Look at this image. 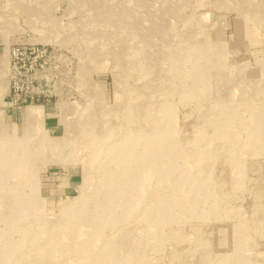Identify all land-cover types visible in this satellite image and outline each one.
<instances>
[{"label":"rangeland","instance_id":"rangeland-1","mask_svg":"<svg viewBox=\"0 0 264 264\" xmlns=\"http://www.w3.org/2000/svg\"><path fill=\"white\" fill-rule=\"evenodd\" d=\"M16 1L19 2L17 5H23V8L13 7L11 0H0V136H3L0 152H4V155L8 152L13 156L16 151L10 149L11 146L25 145V140L33 147L31 155L34 149L38 148V151L36 156H30L31 162H16V165L6 171L11 172L19 168L17 174L29 178L25 187L8 196L13 180L4 181L5 189L4 182L0 184V250L3 247L1 245L5 243L6 246L9 242V247L13 246L15 250L21 246L27 249L30 252L29 257L44 250L46 233L44 232L43 236L34 234L38 228L46 226H39L42 223L40 220L45 218L48 222H53L59 205L66 199L79 195V186L83 183V175L88 171L89 163L98 161L107 165L105 162L108 160L103 156L106 151H113L114 147L108 148L109 141L115 139V145L118 147V138L130 133V139L136 142L138 147L131 154L134 163L137 157L142 160L141 151L147 137H154L157 141L166 139L164 151L170 144H174V139L178 137L177 162L181 165L180 168L186 169L185 174H191V183L194 185L189 187L186 183L185 187L184 200L189 215L184 216L178 201H175L172 217L167 215V218H154L152 229L159 232L161 245L158 250L152 249L154 239L147 242L146 233L142 230L145 217L141 215V210L146 211L147 206L144 205L148 204L145 199L148 190L153 191L157 187L162 190L164 183L160 180L161 175L157 173L160 157H151L147 165H142L137 179L140 190L135 195L138 206H130L124 213L120 211L118 223L113 225V228L103 227L105 236L120 232L116 235V242L122 246L119 249L122 254L119 259H113L109 264H123L122 258L128 257H131V260L133 258L129 264H200L205 252L213 251L219 257L225 251L234 249L236 236L233 226L241 222L249 223L245 236L248 240V254L244 258L248 261L244 263L264 264V212L262 210L258 213L256 210V205L264 206V154H244L242 173H245V176L241 177L235 189L230 137L226 134L216 136L212 122L204 125L197 110L198 101L188 100L185 96L187 91H193L196 97H202L212 111L210 105L213 100L219 101L216 98L222 95L228 107L235 104L239 107L246 97L244 92H248L245 90L247 84L264 90V15L254 12L253 0ZM95 1L99 5H96ZM116 2L117 5H113ZM244 14L249 15L246 17ZM157 17L162 18L160 24L163 30L151 33V20ZM109 18L112 19L109 21ZM189 18L191 21H187ZM194 23H197V29ZM47 33L54 39L42 40L41 36ZM202 38L215 48L218 45L222 48L219 52L221 65L211 70L214 75H204L212 82L219 74L218 86H211L208 91L201 84L189 88L183 86L171 93L170 84L166 83L167 74L164 68L168 67L170 58H175L174 64L179 76L186 74L191 70V66L197 64L193 42L198 43ZM33 44L44 46L49 52L43 68L33 74L36 78L34 90L39 100L15 105L9 93V50L15 46ZM187 54H190L188 58L183 57ZM157 59L162 70L151 76V69L149 70L146 64L151 65ZM142 72H147L145 78ZM126 83L137 87L146 86V89L152 85L146 98L136 102L148 106L150 112L145 114L139 111L141 117L145 115V118H148L137 126L136 131L131 120L129 102L133 101L134 97L133 93L129 92L128 96L125 93ZM225 86L230 87L232 94H228ZM258 98L260 99L257 105L264 106V97L260 95ZM27 106L38 107V113L33 118L29 119L30 116L25 115ZM167 106L172 110L175 134L169 133L166 137L165 130L170 124H164L158 115ZM252 116L253 114L244 110L233 132L241 136L247 132L243 123L245 118ZM95 123L100 124L101 128H98L97 132L95 130L93 136H88L89 131H82L88 124ZM199 125H204V129L197 140L196 128ZM223 131L225 130L220 132ZM70 136L74 137V141L77 140L72 148L65 144ZM194 136V141L199 144L197 146L193 145ZM209 137L215 141L204 149V140ZM48 140L53 141V144L50 145ZM39 145L42 147L39 148ZM236 148L237 146L234 149ZM199 151H202V155L198 160ZM161 156L164 158L165 155ZM57 159L61 161H56ZM197 160L200 163L198 166ZM3 165L4 168L0 166V176L7 164ZM26 167L30 170H26ZM133 168L135 170L137 166ZM92 170L91 172H94ZM96 179L94 173L90 185L96 183ZM90 185L88 184L86 191L90 190ZM15 187L17 188V185ZM207 193H212L222 201V205H219L221 215H213L219 210H215V202L205 199L204 194ZM223 195H226V198ZM9 197L14 198L13 206L7 203ZM152 198L155 200L158 197ZM150 205L151 203L148 207ZM115 208L116 211L111 209L109 217L113 216V211L117 213L120 206ZM153 211L151 208V214ZM13 213L17 219L9 223L8 218ZM180 216L183 217L182 220ZM49 229L51 228H45L46 231ZM9 232L12 236L8 235ZM125 234L127 243L134 244L136 248L131 244L129 249L123 247L126 240L119 237ZM103 236H98L93 243H100L99 240ZM199 239L208 243L207 246L205 243H198ZM81 243H78L80 247ZM59 246L56 245L53 247L54 251H49L48 262L42 264H86L88 256L92 253L88 249L83 251L80 248L75 253H69ZM235 254L232 261L235 260ZM24 260L28 262L29 258ZM223 264L229 263L225 261Z\"/></svg>","mask_w":264,"mask_h":264},{"label":"bare ground","instance_id":"bare-ground-1","mask_svg":"<svg viewBox=\"0 0 264 264\" xmlns=\"http://www.w3.org/2000/svg\"><path fill=\"white\" fill-rule=\"evenodd\" d=\"M182 1L184 2L185 0H182ZM218 2H219V0H218ZM238 2H240V1H238ZM262 2H263V0H253V4L251 3L253 5V7H255L253 10L256 14L264 15V6H263L264 3H262ZM165 3H166V1H165ZM17 4H19L18 1L11 0V5H13V7L15 6L16 8H18V7L23 8V5H22V7H20ZM72 4L73 3H71V5ZM95 4L99 5V3L97 1H95ZM113 5H117V2L113 3ZM215 5H217V4H215ZM231 6H232V4H231ZM137 8H139V5H137ZM27 11L29 12V10H27ZM33 12L34 11H32V13ZM29 13H31V12H29ZM47 14H45V15L47 16ZM249 14H247V16ZM250 16H252V15L250 14ZM111 19L109 18L108 20L110 21ZM161 20H162V18H159V17L153 18L151 20L152 25L149 27L151 33H155V32L159 33L160 30L161 31L163 30L162 24H160ZM187 21H191V18L187 19ZM39 23H40V21H39ZM196 24L197 23H194V27L197 26ZM116 25L117 24H115V26ZM191 28H192V26H191ZM51 29H54V28L51 27ZM41 39L45 40V41H51L54 38L53 37L50 38V35H48V33H47V34L42 35ZM193 45H194V47H193L194 51L193 52L195 53L197 64H194L193 66H191V70L187 71L186 74L179 76L178 69L175 67V64H174L176 62L175 58H173V59L170 58V61L168 63L169 64L168 67L164 68L165 74H167V76H166L167 82L166 83L170 84V85L169 84L168 85H169V89H171L170 90L171 93H173L174 91H178V89L182 88L183 86H187L189 88V86L195 87V85H200V84L203 86V88L205 90L208 91V89L211 86L217 87L219 84V81H218L219 74L217 75V77H215V79H213V81L211 80L212 82H210V78H208L207 76H204V75L206 73L210 74L211 70H214L215 68H218L219 65H221V60L219 59V52L222 51L221 46L216 45L217 48H215L212 44L208 43L206 41V39L200 40L198 43L196 41H194ZM93 51L95 52L96 50H93ZM189 55L190 54H187V55H184L183 57L188 58ZM146 66L149 68V70L151 69L150 70L151 76L158 74L157 71L162 70V66L160 64L159 59L154 60L151 63V65L146 64ZM132 70L134 71L135 69L132 68ZM132 74H131V76H132ZM142 74H143L142 76L144 78L147 76L146 75L147 72H142ZM211 75H214V74L211 73ZM127 76H130V75H127ZM185 79H186V81H183ZM256 83H258V82H256ZM137 84H139V83H137ZM229 84H230V82H229ZM151 88H152V85H149V88L147 86V89H146V86L145 87H137L135 85H131L128 83L125 84V93H127V96L130 92V94L133 93V97H134V99L132 98L133 101L129 100V102H131V106H130L131 114H132L131 120L133 121V124H134V131L137 130V126H140L141 123L146 121V119L148 118V117L145 118V115H144V117H141V115L139 114V111H141L145 114L150 113L148 110V106H145L144 104H137L136 102H137V100H141V101L144 100ZM225 89H227L228 94H232L233 91L230 89V87L225 86ZM192 90H193V88H192ZM245 90L248 92L247 93L244 92V95H246V97L243 98V101L241 102L239 107H237L238 104H235L234 106L228 107L226 100L223 98V95H222V97L216 98L219 101L216 102L213 100L212 104L210 103L211 104L210 106L212 107V111L209 110L208 104L205 101H203V99H202V97H200V95L198 97H196V95L193 91L192 92L187 91L186 95H185L188 98V100L195 99L198 101L197 102V110H198V113L200 114V117H201L204 125L207 126V125H209V122H212L214 125V130H215L214 133L216 136L226 134L230 137V146H231L230 151H231V155L233 156V159H234V162L232 163L234 170L232 171V173H233V187H235V189H237L236 187H238V185H239L238 182L241 181V177L245 176V173L244 174L242 173V172H244V163H245L244 154L245 153L255 154L258 152L264 154V106L261 107V106L257 105L258 99H260V98H258V96L261 95L262 97H264V90L261 88L258 89L257 86L250 85V84L246 85ZM209 93H210V91H209ZM249 97H251V98H249ZM238 103H240V102H238ZM139 105H141V106H139ZM244 110H246L251 115L253 114V116L251 118H245L244 117L245 120L243 123V127L244 128L247 127V129H246L247 132H245L241 136L240 134L238 135V134L234 133L233 130L236 129L237 120L241 118V115L243 114ZM171 112H172L171 108L169 106H167L166 109L164 111H162L160 113V115H158L160 117V120H162V122H164V124L165 123L170 124V127L169 128L167 127L168 129L165 130V136L166 137H167V134L169 135V133L175 134V127L173 125L174 120L172 119V113ZM37 113H38V107L37 106H35V107L34 106H27L25 108V115L30 116L29 119L33 118ZM81 116H82V114H81ZM216 116H219V118H215ZM123 119L125 120V116ZM169 124H168V126H169ZM204 125H201V126L199 125L200 127L198 126V128H196V135L198 134L197 140L200 138L202 130L204 129V128H202V126H204ZM240 127H242V126H240ZM98 128H101V125L98 123L97 124L96 123L95 124H88L86 126V128L83 129L82 131L84 133L89 131L88 136L91 137L94 135L95 130L97 132ZM71 130H73L72 127H71ZM84 130H86V132ZM221 130H225V131L220 132ZM99 131H101V130L99 129ZM107 131H108V129H107ZM149 133L151 136V131H149ZM74 134L77 135L76 132ZM24 136H26V138L28 137L27 135H24ZM72 136H70V139L72 138ZM78 136H81V135H78ZM78 136H76V137H78ZM130 136L131 135L129 133L128 135H124V136L118 138L119 143H120L118 145V147H117V145H115V144H117V142H115L116 141L115 139L110 140L109 144H108V148H110L111 146H114V147H112L113 151L108 149L110 151H108V152L106 151V154H104V156H103V158L108 160L105 162V163H107V165L101 164L98 161H94V162H92V164L89 163L88 168H87L88 171L85 172L83 175V177H84L83 183L79 186L80 187L79 195L74 196V198H71V199H66L63 203H61L59 205L58 214H57V216L53 222H48V220H46L45 218L40 220V222H42V223H40L39 226H42V225H46V226H42V227L38 228V230L34 234L43 236L46 233L45 234L46 236L44 239V243H45L44 244L45 245L44 250L38 251V253L30 255V257H29L28 255L30 254V252H28L27 249L22 248V246L19 247V249L15 250L12 248L13 246L9 247L11 242H9L6 246H4V244H5L4 243L3 245H1L3 247L0 250L1 263L2 264H42L46 261L48 262V255L50 254L49 251H51V250L54 251L55 249L53 247L56 245H60L59 246L60 248L64 247L63 249L66 251H69V253H71V252L75 253V251H77L79 248L82 249L83 251L86 249L90 250L92 252L91 253L92 255L90 254L88 256V261L86 264H109V262L111 263V261L113 259L114 260L117 258L119 259L120 258L119 255L122 254L119 249L122 248V246H120V244H118V242H116V237L118 236V233H120V232H116L114 234L112 233L111 236L110 235L105 236V234L102 232L103 227L107 226L109 229L113 228V225L118 223L120 211H122L124 213L128 210V208L130 206H135V207L138 206L139 202L135 201V198H136L135 195H136V192H138L140 190V185H139L138 180H137L139 178L138 175L140 174V171H141L140 167L142 165H147V163L151 157H156V158L160 157L157 173H158V175H161L160 180L163 181L162 183H164V186H163L162 190H160V187H159V189L157 187L153 191H151V189L148 190V192H147L148 195L146 194V197H145L146 202L148 204L144 205V206H147L145 208L146 211L141 210V213H142L141 215L145 217V221L143 222V225H142L144 228L142 230L145 231V233H146L147 242L149 240L154 239V241H152V245H151L152 249L154 248V249L158 250V248L161 245V243H160L161 238H160L159 232L157 230H155L154 228L152 229L153 221H155L154 218H160V217L161 218H167L168 216L172 217V215L174 213L172 211H173V207L175 206V201H178V205L180 206L181 212L184 214V216L189 215L187 204H186V201L184 200V197L186 194L185 187H186V183H188L189 187L193 186L194 184L191 183L192 182L191 174H188L187 172L185 174L186 169L183 170L182 168H180L181 165L178 164V162H177L178 161L177 160L178 152H179V149H178L179 143L176 140V138H178V137H176L174 139V144L169 143L171 146H169L168 149L165 151H164L165 148L163 149V145L166 142V139H164L162 141H157L156 138H154V137L153 138L147 137L146 143L142 147V151H141L142 160L140 161V158L137 157V160H136L137 163L136 162L134 163V162H132L133 157L131 154H132V152H134V149L135 148L138 149V147L136 145L137 143L134 142L132 139H130ZM206 137H207V135H206ZM211 137L204 140V143L206 145L204 149H206L209 146V144H213L212 142L215 141V140H212ZM2 138H3V136H0V144H1ZM73 138H72V140L69 139L67 141V143H65V144L69 145L71 148L73 147V145H75L77 143V140L74 141ZM193 138H194L193 139V145L194 146L199 145L198 143L195 142L196 137L194 136ZM25 142H26L25 145L14 144L13 146H11L10 149H13L14 151H16V153L13 154V156H11V154L8 152L5 155H4V152H0V166H1V168H4L3 164H7L4 173L1 174V176H0V184H1V182H4L8 179L13 180V186H12V184H10V187L12 189L9 191L10 193L8 196H10L12 194H16L18 190L20 191L23 187H25L27 184V180L29 178H24L23 175L17 174L19 168H18V170H15V171L10 170L11 172H6V171L9 168H12L14 165H16V162H22V163H24V161L25 162H31L32 160L30 159V156H33V157L36 156L37 151H38V148L36 150L34 149V153H33V155H31L33 147L26 140H25ZM49 142H50V145L53 144V141H49ZM56 145H58V143ZM236 146H237V148L234 149ZM41 147L42 146L39 145V148H41ZM45 147L50 148L49 145H45ZM117 149H119V150H117ZM19 150L21 151V153ZM68 150H69V148H68ZM0 151H2L1 145H0ZM202 151H204V150H202ZM202 151L197 152V154H200L198 157V160L201 159ZM8 154L10 156H8ZM137 154H138V151H136V156H137ZM162 154L165 155L164 158L161 156ZM198 160L196 161L197 166L200 165V163H198ZM56 161H61V160L57 159ZM133 166H135V167L137 166V168H135V170H134ZM14 168H16V167H14ZM26 170H30V169H27V167H26ZM91 170L94 172H91ZM97 170H98V172H96ZM94 173L97 177L96 183H92L90 185L92 175ZM88 184L90 185L91 188L89 191H86ZM16 185H17L18 189L15 187ZM5 187H6V185L4 182L3 188L5 189ZM197 187H198V185H197ZM106 195H107V197H106ZM152 196L155 198L157 196L158 198L153 200ZM178 197H179V200H178ZM204 197H205V199H207V200L209 199L211 202H215L217 204L214 207H216L215 210H219V211L214 212L213 215L216 217L221 215L220 213L222 211H220L219 205L220 206L222 205V203H221L222 201L218 198H215V196H213L212 193L204 194ZM223 197L226 198V195H223ZM260 198H259V200H260ZM13 199H11L10 197H9V199H7L8 205L13 206V204H15L14 202H12ZM145 199H144V201H145ZM149 203H151V205L149 207L154 209L152 214L150 212L151 208L148 207ZM25 204H27V203H25ZM117 205L120 206V209L118 210L117 213H115V211H116L115 207H117ZM141 205H143V203ZM24 206H26V205H24ZM84 207H86V208H84ZM256 207H257L256 210H258V213L262 210L264 212V206L262 204L261 205L258 204V205H256ZM111 209L115 210V211H113L115 214L111 213L113 216L109 217L108 215H109ZM158 210H160L161 213H159ZM104 212H108V214H104ZM142 216L140 218H142ZM15 217L16 216L13 213L8 218L9 223H13V221H15L17 219V218L15 219ZM180 217L182 220L183 217L182 216H180ZM132 221H134V220H132ZM248 226H249L248 222L236 223L233 226L234 227L233 228L234 233L236 236L235 240L233 242L234 243V246H233L234 249L231 251H225L219 257L216 256V254H214L213 251L205 252V254L203 255L202 262L200 264H223L225 261H227L229 264H245L244 261H246V260L244 258L248 254V252H246V250H247L246 245H247L248 240H247V237H245V236H247V232L249 230V228H247ZM45 228H47V229L51 228V229H49L50 231L49 230L46 231ZM250 228H251V226H250ZM115 230H117V228L114 229V231ZM10 234H11V232H9L8 235H10ZM100 235H104L103 237H101V239H100V237L98 238V239H100L99 240L100 243H98V242L93 243V241L95 239H97V237ZM126 235L127 234L120 236L119 238L126 240L127 239ZM11 236H12V234H11ZM92 236H95V238L93 239ZM81 242H83L85 244L83 245ZM78 243H81L82 246L80 247ZM198 243H200V244L205 243V246H207V244H208L205 241L204 242L201 241L200 239L198 240ZM64 244H67V246H65ZM130 244L133 245V248H136V247H134V244L127 243V240H126V243L123 244V247H126V249H129ZM228 245H230V244H228ZM57 249H58V247H57ZM133 251H135V250H133ZM46 252H47V254H46ZM234 254H235V260L232 261L231 259L234 256ZM25 258L26 259L29 258V261L26 262L24 260ZM122 259H123L122 260L123 264H129L133 260V258L131 260V257L122 258ZM250 264H252V263H250Z\"/></svg>","mask_w":264,"mask_h":264},{"label":"built area","instance_id":"built-area-1","mask_svg":"<svg viewBox=\"0 0 264 264\" xmlns=\"http://www.w3.org/2000/svg\"><path fill=\"white\" fill-rule=\"evenodd\" d=\"M48 49L36 44L15 46L9 50L8 65L11 70L9 81L10 99L16 104L33 103L39 100L33 74L43 68L48 58Z\"/></svg>","mask_w":264,"mask_h":264}]
</instances>
